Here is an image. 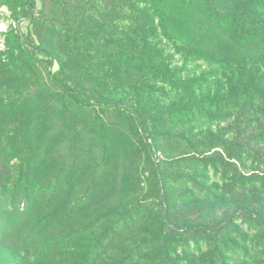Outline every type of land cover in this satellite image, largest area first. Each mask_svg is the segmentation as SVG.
I'll use <instances>...</instances> for the list:
<instances>
[{
  "label": "rangeland",
  "instance_id": "1",
  "mask_svg": "<svg viewBox=\"0 0 264 264\" xmlns=\"http://www.w3.org/2000/svg\"><path fill=\"white\" fill-rule=\"evenodd\" d=\"M73 1L47 0L32 25L23 0H0V173L10 178L7 191L26 181L36 198L20 232H0V264H264V2L237 18L261 40L210 23L205 36L215 42L196 41L225 60L194 73H207L209 83L195 100L214 98L204 120H218L196 125L163 122L174 95L134 103L120 76L93 82L92 41L65 30L50 38L49 27L88 24L107 42V0ZM59 62L82 91H99L108 104L64 101ZM247 112L250 131L226 148ZM221 130L232 133L206 151L211 156L191 152L198 135L207 143ZM58 182L71 192L65 203L54 199ZM199 227L205 234L193 231Z\"/></svg>",
  "mask_w": 264,
  "mask_h": 264
},
{
  "label": "trees",
  "instance_id": "2",
  "mask_svg": "<svg viewBox=\"0 0 264 264\" xmlns=\"http://www.w3.org/2000/svg\"><path fill=\"white\" fill-rule=\"evenodd\" d=\"M23 2L26 8L25 12L30 14L28 16L25 13L26 19L34 25L39 17L45 14L47 0H23ZM37 2L40 4L39 8ZM263 2L264 0H107L105 9L107 29L109 30L107 42L100 44V41L103 40V36L100 35L101 29H95V27L91 29L88 24L84 25L83 23L74 24L70 29H67L64 27V22L57 23L55 21H52L53 25L49 27V30H52L50 38L53 37L52 34L65 30L66 32L73 31V35H78L79 42L83 39L91 40V45L95 47L93 52L96 56L92 64L94 70L90 74L94 77L93 82L96 79L115 82L120 76L123 84H125L124 89L128 91V94L125 95H131L130 100L134 103L146 95L155 96L156 103L164 101L168 95H174L171 108L175 109L165 112L163 122L177 124L180 119H186L197 125L201 124L202 121L213 122L218 120L212 119V117L205 119L207 121L204 120L206 117L205 105L213 103L214 98L212 96L195 100L197 93L199 94L209 83L204 81L207 73H201L202 75H198V77H195L194 73H197L201 66H207L202 65L203 63H209V70H211L220 66L218 62L225 60L217 57L218 51L210 50L207 47L205 49L202 43L196 41H202L205 46L215 42L211 39L209 41L205 36V31H207V26L210 23L227 28L239 26V29H242L240 34L242 40H261L259 35L244 31L237 18L241 8H250L254 11L257 7H254L253 3L256 6ZM246 12L247 10L244 15L247 14ZM206 21L208 23H205ZM58 26L59 30H54ZM239 31H235V38H238L237 32ZM99 46H102V49ZM53 61L50 60L49 66H52ZM58 64L59 71L57 74L62 79V84L59 82V85L63 89L61 92H64L62 94L64 101L66 99L74 106L85 109L91 108L93 104L100 107L108 104L109 101L105 94L94 89L82 91L74 78L71 79L67 68L65 70L60 62ZM208 73H212V71ZM218 74H214L211 78L217 79ZM101 85L103 83H100L99 87ZM217 87L216 94L221 96L216 102L221 103L222 93L225 92L219 89V86ZM150 98L148 97L147 100ZM133 106L135 107L136 104ZM219 113L218 111L217 114ZM252 115L251 112L246 113L243 119L247 122L244 125L245 128H240V117L235 119L236 121L232 125H234L236 135L232 145L226 146V148L236 147L238 137L248 134L249 127L253 123L251 121ZM174 128L177 129L175 126ZM230 133L232 132L227 131L225 133L221 130L216 133L215 138L209 135L206 137L207 143L203 142L205 137L202 138V133V136L198 135L196 142L193 143L191 152L197 154L200 152L199 149H203L198 155L202 157L204 155L205 157L211 156L208 152L215 148L213 144ZM235 154L232 153L229 156H236ZM233 159L228 157L230 161ZM9 180L8 173H0V222H3L0 226V232L5 231L9 233L8 235L15 236L23 226L32 220L36 198L34 192L27 191L29 185L26 181L7 191ZM22 185L23 189H20ZM56 186L54 199L59 204L65 203L66 198L71 194L69 187L59 182ZM240 186L244 187V184L242 183ZM60 208L58 214L65 216L66 210ZM59 219L62 218L59 217ZM193 231H196V234H205V230L200 229V227ZM0 238H3L1 233ZM83 256L87 257V254Z\"/></svg>",
  "mask_w": 264,
  "mask_h": 264
}]
</instances>
